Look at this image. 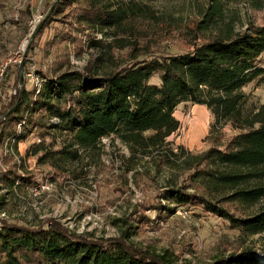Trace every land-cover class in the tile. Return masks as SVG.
<instances>
[{
    "label": "trees",
    "instance_id": "trees-1",
    "mask_svg": "<svg viewBox=\"0 0 264 264\" xmlns=\"http://www.w3.org/2000/svg\"><path fill=\"white\" fill-rule=\"evenodd\" d=\"M65 1L70 2L62 0V4ZM80 6L70 30L59 32L61 39H71L73 27L85 32L119 24L126 13L101 9L91 2ZM62 9V5L54 8L45 27L63 14ZM202 15L200 30L211 31V36L182 53L136 50L110 71L91 75L81 71L51 75L38 69L40 84L30 88L26 67L23 87L18 75L17 92L1 106V116L13 110L0 120V145L8 142L16 151L18 141L32 134L65 136L67 143L56 151L43 142L33 145L30 152H43L42 162L56 154L73 159L80 152H94L111 135L142 143L143 135L151 132L148 141L156 144L179 128L175 110L181 103L205 105L214 116L208 135L212 145L187 160L194 170L188 179L204 190L188 192L186 185L167 186L162 196L178 207L217 214L247 235L264 233V103L247 116L242 109L247 99L243 88L264 80V25L237 30L236 18L226 14L222 0H209ZM90 43L101 44L94 38ZM228 122L238 132L223 141V124ZM0 173V190L6 191L0 197V213H4L10 195L34 186L35 181L26 169ZM233 205L236 211L230 208ZM118 222H122L121 237L92 238L74 233L53 218L20 225L0 217V264H178V257L168 249L157 253L136 246L131 240L137 234L135 225L124 219ZM216 264L258 261L247 249L218 257Z\"/></svg>",
    "mask_w": 264,
    "mask_h": 264
},
{
    "label": "rangeland",
    "instance_id": "rangeland-1",
    "mask_svg": "<svg viewBox=\"0 0 264 264\" xmlns=\"http://www.w3.org/2000/svg\"><path fill=\"white\" fill-rule=\"evenodd\" d=\"M85 2L126 13L119 24L85 32L73 27V37L61 39L59 32L70 30V21ZM208 3L209 0H70L64 4L62 0H0V113L3 103L17 92L18 75L23 87L26 67L30 88L33 83L40 84L38 69L48 70L51 75L66 71L91 75L110 71L136 50L167 54L191 50L211 36V31L202 32L199 27ZM222 3L226 14L235 16L237 30L243 31L251 24L264 25V0ZM57 5L63 6V14L46 27L43 22L31 41L40 23ZM92 38L101 44L92 45ZM102 45L106 47L102 49ZM243 92L247 99L242 109L247 116L264 103V80L248 84ZM8 116L0 115V120ZM175 117L179 128L164 141L150 143L151 132L143 135L142 143L111 135L103 138L94 152H80L73 159L56 154L41 162L43 152H30L33 145L42 142L56 151L67 143L65 136L44 138L32 134L18 141L16 151L5 142V146L0 145V170L26 169L35 184L10 195L11 203L0 217L20 225H37L53 218L74 233L92 238L121 237L122 222L118 219H124L135 225L137 234L131 240L136 246L157 253L168 249L178 257V264H216L218 257L247 249L258 264H264V233L247 235L217 214L198 207H178L163 198L167 186L186 185L188 192L204 190L188 179L194 170L187 160L212 145L208 135L214 116L207 106L181 103ZM237 132L232 123L223 124V141ZM8 159L12 161L7 163ZM5 192L0 190V197ZM167 205L172 208L169 212L165 210ZM230 208L236 211L234 205Z\"/></svg>",
    "mask_w": 264,
    "mask_h": 264
},
{
    "label": "water",
    "instance_id": "water-1",
    "mask_svg": "<svg viewBox=\"0 0 264 264\" xmlns=\"http://www.w3.org/2000/svg\"><path fill=\"white\" fill-rule=\"evenodd\" d=\"M57 1V0H56ZM54 6L51 8L50 12L53 10ZM50 12L48 14H50ZM44 21H42L40 23V25L38 26V28L36 29V31L33 33L32 37H31V41L34 39L36 33L38 32V30L41 28L42 24H43ZM27 51H28V48H27ZM27 51H25L24 53V57L27 56ZM23 69H24V61L21 63V66H20V71H21V74L23 73ZM22 76V75H21ZM13 109H10L8 111V113H6V116H8L11 112H12Z\"/></svg>",
    "mask_w": 264,
    "mask_h": 264
}]
</instances>
